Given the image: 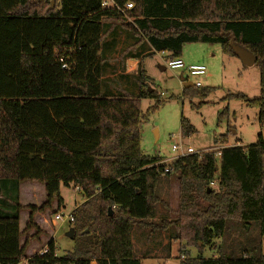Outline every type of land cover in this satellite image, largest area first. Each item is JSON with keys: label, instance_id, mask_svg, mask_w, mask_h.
I'll use <instances>...</instances> for the list:
<instances>
[{"label": "trees", "instance_id": "trees-1", "mask_svg": "<svg viewBox=\"0 0 264 264\" xmlns=\"http://www.w3.org/2000/svg\"><path fill=\"white\" fill-rule=\"evenodd\" d=\"M111 1L120 9L133 7L102 8V0H0V264H141L132 228L152 227L160 202L157 184L173 174L180 186L179 219L168 226L182 237L210 246L224 239L234 220L243 232L250 225L259 230L240 253L222 241L216 257L199 253L179 264H264L261 135L254 144L180 157L167 167L140 148L142 125L162 103L157 100L142 114L140 101L154 99L156 92L147 90L141 62L160 52L180 59L186 44H217L230 56V46L238 45L256 58L259 97L227 99L255 108L264 127V0ZM117 31L125 38L118 39ZM110 45L123 46V62L139 59L137 96L103 94L104 75L117 69L102 67L101 52ZM182 93L202 102L211 90L192 86ZM194 132L181 118V137ZM214 143L227 139L220 135ZM23 182L44 186L41 206L18 203ZM70 185L83 197L71 212L72 251L57 257L51 240L43 254L27 259L29 241L21 244L22 235L36 228L34 216L53 201L57 210L63 206L60 187ZM24 209L28 221L20 232Z\"/></svg>", "mask_w": 264, "mask_h": 264}, {"label": "rangeland", "instance_id": "rangeland-1", "mask_svg": "<svg viewBox=\"0 0 264 264\" xmlns=\"http://www.w3.org/2000/svg\"><path fill=\"white\" fill-rule=\"evenodd\" d=\"M120 37V39L123 38V36ZM116 55H113L110 49L101 52L103 70L108 72L107 70L111 67L117 68V63L112 61ZM116 58L119 61V58ZM179 58L185 67L203 66L205 75L190 77L183 70L160 71L159 67H164L163 56L160 53L154 54L151 58H145L141 62L144 75L149 78L147 90L153 89L156 92L154 99L140 101L142 114H145L157 100L162 102L155 111L149 113L147 121L142 125L140 148L143 155L159 157L162 159L161 164L167 167L172 161L178 159V153L172 152L171 148L178 144L180 138L185 148L191 147L197 152L211 151L219 147L220 145L215 144L214 140L220 135H225L227 144L224 145L228 146L254 144L258 140V135H261L264 140V127L257 120L256 109L246 106L241 100L227 99L228 94H243L247 99L259 97L257 65L243 66L237 57L223 54L220 45L217 44H186ZM107 74L104 75L101 83L105 96L124 94L137 96L139 91L137 73L121 75L116 69L114 75L108 76ZM184 83L192 86L198 83L200 89H210L211 93L202 102L197 99L190 100L183 96ZM191 104L195 106L200 104V106L192 108ZM226 108L227 112H225ZM220 114H224V117L219 123ZM181 118L186 119L195 130L187 138H182L180 135ZM177 176L173 174L163 177L157 184L155 193L160 202L155 207V219L150 221L152 227L145 229L134 226L132 228L133 250L141 264H179L187 258H197L199 253L202 258L209 259L216 257L217 248L222 241L230 249L240 253L251 241L257 239L259 236L257 226H246V232H243L241 225L235 220L227 225L228 231L224 239L213 240L210 246H204L201 241L194 242L189 237L179 235L174 228L168 226L179 219L180 186ZM21 184L18 186V203L21 206L25 204L41 206L45 199V191L37 190L34 196L30 197L25 194L21 199ZM60 197L63 200V206L59 210H57V203L53 201L44 212L38 213L39 218L44 217L48 224L42 223L41 219L40 225L35 224L36 228L22 235L21 244L25 240L29 241V246L25 251L27 259L46 250L51 240L54 241L57 257H62L72 251L74 242L67 236L71 224L65 217L83 202V197L72 185L61 186ZM55 212L64 216L61 221L53 219ZM28 215V210L24 209L19 212L20 232L25 229ZM161 226H166V228L160 229ZM180 239L185 240L180 241ZM261 253L264 256V240L261 242ZM22 264H25V261H22Z\"/></svg>", "mask_w": 264, "mask_h": 264}, {"label": "built area", "instance_id": "built-area-1", "mask_svg": "<svg viewBox=\"0 0 264 264\" xmlns=\"http://www.w3.org/2000/svg\"><path fill=\"white\" fill-rule=\"evenodd\" d=\"M101 7L102 8H112V9H116L118 11H123V10L131 9L133 7V5L132 4H126L123 9H120L119 7L115 6V4L111 0H102ZM160 54L163 56V65H164L165 69L183 70V71H186L190 77H199V76L205 75V68L203 66L185 67L183 62L180 59L171 58L167 52H160ZM194 87L200 88V85L198 83H196L194 85ZM180 139H179L178 144H175L171 148L172 152L178 153L177 158L185 157V156H189V155H197V154L202 153V152L195 151L191 147L185 148L183 143L180 142ZM63 217H64L63 215L56 213L54 215L53 219L55 221H61L63 219ZM65 219L68 220V223H71L73 221L71 214L68 215L67 217H65ZM44 252H45V250L41 251L39 254H43Z\"/></svg>", "mask_w": 264, "mask_h": 264}, {"label": "crops", "instance_id": "crops-1", "mask_svg": "<svg viewBox=\"0 0 264 264\" xmlns=\"http://www.w3.org/2000/svg\"><path fill=\"white\" fill-rule=\"evenodd\" d=\"M117 33L118 34H120V35H118L117 36V38L118 39H120L121 37L120 36H123V38L122 39H124L125 38V35H124V33L122 32H120V31H117ZM111 39V38H110ZM109 39V40H110ZM121 39V40H122ZM129 42H131V40L129 41ZM122 45L120 46V45H117L116 47H111V45H110V47H109V49H110V51H111V53L113 54V55H116L115 56V58L114 59H116L115 61H113V62H115V63H117L116 65H117V71L119 72V74H121V75H133V74H135L136 73V71H137V68H138V64H139V59H134V58H129V59H126L124 62L123 61H121L120 59H119V61H117V58L116 57H118V55H119V53H120V51H121V49H122ZM121 48V49H120ZM148 52V49L147 50H145V53H147ZM119 58V57H118ZM123 68V69H122ZM116 72V71H115ZM114 72V73H115ZM180 80L181 81H184L182 78H180ZM220 146L219 147H216V148H214V149H211V151L213 150V151H218V150H220V149H223V148H227V147H232V146H228V145H224V144H219ZM241 147H243V146H241ZM23 186V189L21 190V187ZM37 190H44V186L42 185V184H40V183H33V182H24L23 184H21V186H20V197H21V199H22V195L23 196H25V194H26V196H34V193H35V191H37ZM44 201V200H43ZM25 205H33V204H25ZM25 205H23V206H25ZM36 206V205H35ZM37 207H39V206H37ZM39 215L40 214H36L35 216H34V222H36L35 224H38V225H40V223H41V219H42V223H44V224H48V221H47V219H45L44 217L42 218H39Z\"/></svg>", "mask_w": 264, "mask_h": 264}, {"label": "water", "instance_id": "water-1", "mask_svg": "<svg viewBox=\"0 0 264 264\" xmlns=\"http://www.w3.org/2000/svg\"><path fill=\"white\" fill-rule=\"evenodd\" d=\"M53 4H54V1H51V5L49 7V10L53 9ZM230 49H231L233 55L239 59V61L241 62V64L243 66L250 67V66H253L256 63V58L250 52H248L246 49H244V48H242V47H240L238 45H231ZM159 69H160V71H164L165 67H159ZM183 87L184 88H189V87H192V85L188 84V83H184ZM150 91L151 90H149V92ZM67 236L70 239H72V237H73V229L69 230Z\"/></svg>", "mask_w": 264, "mask_h": 264}]
</instances>
